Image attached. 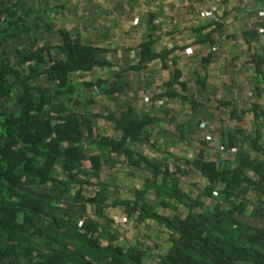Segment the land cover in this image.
<instances>
[{
	"label": "trees",
	"instance_id": "trees-1",
	"mask_svg": "<svg viewBox=\"0 0 264 264\" xmlns=\"http://www.w3.org/2000/svg\"><path fill=\"white\" fill-rule=\"evenodd\" d=\"M19 3L20 0H0V43L32 34L27 45L16 50L15 62L7 56L0 57V264H143L145 253L139 245H121L118 236L111 233L116 220L105 209L119 205L125 207L128 219L137 216L138 225L152 221L170 233L171 246L160 257V264H264L263 167L258 174L256 161L241 149L231 167H222L204 151L194 160H184L207 180L203 195L211 197L216 189H221L219 194L228 203L195 214L193 210L200 207V198L194 200L182 189L178 177L182 167L177 166L173 171L168 164L149 160L133 149L134 145L145 144L144 131L155 118H141L132 108L121 112L118 118L79 113L61 100L62 95L68 94L74 106H81L73 98L70 75L112 67L102 59L110 51L86 46L79 36L67 30L59 31L60 45L38 46L37 32L44 30L50 34L51 28L39 22L28 23L33 12L26 9L19 13ZM258 28L244 32L246 41H257L264 36V21ZM204 40L215 43L212 34ZM155 42L151 37L139 46V62L114 76L105 92L107 95L124 93L125 86L120 80L125 72L144 71L157 59L162 60L164 69L168 68L167 59L173 51L155 53ZM56 52L59 58L54 56ZM210 60L211 57L204 58ZM249 63L260 78L257 90L261 97L264 47L252 54ZM42 77L55 82L57 90L39 84ZM180 77L181 71L175 69L161 96L187 101L174 90L176 85L186 89ZM107 82L99 80L85 86L100 87ZM15 88L21 90L17 98L19 111L5 115L1 102ZM252 110L255 120L264 116L260 104H254ZM101 118L113 122L120 137L98 135L96 139L94 132ZM239 134L229 133L231 146L238 145ZM86 142L95 143L100 151L106 149L124 156L125 165L150 175L142 189L133 191V200L109 204L102 182L97 184L95 195L88 198L82 195L83 188L91 184L90 179L80 178L84 164L90 163L88 177L94 179L101 177L103 167L108 164L99 154L86 155L81 149ZM58 166L67 174L64 182L53 176ZM251 170L259 175L258 180L249 176ZM70 186L79 187L73 202L64 200ZM251 190L261 198L257 200L261 207L254 213L258 225L242 220L248 209L244 196ZM149 193L155 195L156 202L148 201ZM236 196L242 198L238 201ZM168 201L184 206L188 214H161L160 207H170ZM90 206L95 208L94 216L88 214Z\"/></svg>",
	"mask_w": 264,
	"mask_h": 264
},
{
	"label": "crops",
	"instance_id": "crops-1",
	"mask_svg": "<svg viewBox=\"0 0 264 264\" xmlns=\"http://www.w3.org/2000/svg\"><path fill=\"white\" fill-rule=\"evenodd\" d=\"M26 9L33 12L28 23L50 26V34L44 30L37 32L46 36V45H60L59 31L67 30L73 36H79L86 46L110 51L102 55V59L112 67L70 75L73 98L82 105L74 106L68 94L62 95L61 100L79 113L118 118L121 112L132 108L141 118H155V126L151 124L148 128H171L166 121L173 116L178 123L175 122L176 126L172 128H199L207 124L213 128H242L247 119L251 125L260 124L264 119V116L260 120L254 118V104H260L264 110V94L258 97L260 78L249 63L252 54L264 47L261 45L264 36L248 42L243 35L264 21V0H20L19 13ZM209 34H212L214 44L204 40ZM31 35L24 37L30 40ZM151 37L156 40L155 53L173 51L167 59L168 68L164 69L162 60L157 59L144 71L125 72L120 80L125 86L124 93L113 97L107 95L105 92L114 76L139 62V46ZM46 45L38 42V46ZM55 54L56 58L60 57L58 52ZM206 57L211 60L204 61ZM175 69L181 71L180 82L186 89L176 85L174 90L187 101L181 97L161 96L167 90L166 83L173 79ZM99 80L108 82L100 87L85 86ZM40 84L52 90L58 88L47 78ZM138 86L143 90L135 93ZM258 127L264 128L261 124ZM99 128H112L110 137H120L110 120L99 119L94 132L96 139L98 135L104 136ZM147 145L150 143L134 145L133 149L149 160L162 163L164 157L147 149ZM108 159L124 164L125 157L109 152ZM169 166L174 171L175 166ZM127 167L131 174L121 184L127 191V201H131L133 191L142 189L150 175L144 170ZM123 209L124 216L125 207ZM137 220V216L130 219L135 221L136 227L145 224L138 225Z\"/></svg>",
	"mask_w": 264,
	"mask_h": 264
},
{
	"label": "rangeland",
	"instance_id": "rangeland-1",
	"mask_svg": "<svg viewBox=\"0 0 264 264\" xmlns=\"http://www.w3.org/2000/svg\"><path fill=\"white\" fill-rule=\"evenodd\" d=\"M36 35L39 44H47L48 40L45 35ZM1 40L2 37L0 36V42ZM261 40L263 41L261 43L262 45L264 44V37ZM28 41V37H21L16 41L8 40L5 43H0V57L7 56L12 62H15L16 50L25 47ZM43 41H45V43ZM44 79V77L40 78L39 82L44 81ZM142 90L143 88L138 86L135 89V93H139ZM20 93V88H15L12 93L1 102V111L5 115L18 113L19 105L17 103V98ZM182 118H185V116H182ZM177 121V118L173 116L166 122L170 124L169 126L174 127V125L176 126L175 122ZM243 124L242 128H213L209 127L207 124L205 127L199 128L156 127L146 128L144 131L143 136L146 138V142L150 143L146 148L150 151L159 152L162 157H164V163L162 162L163 165L167 163L173 167H182V173L178 175L182 189L185 190L192 199L195 200L196 198H200V207L193 210L195 214L209 212V210H213L218 204L228 206V203L220 196L219 190L221 189H216V193L211 197L203 195L202 192L207 185V180L200 175L194 166L186 164L184 160H194L200 155L201 151H204L211 160H217L222 167H231L235 165L237 154L241 149L256 161L259 168L257 171L258 174L261 172L262 167L264 170V128L258 127L260 124L264 127V119L260 124L251 125L248 119L244 121ZM149 126L152 125L150 124ZM98 130L104 136H110L113 132L112 128H99ZM235 131L240 134L237 136L238 145L233 147L230 145L229 133ZM81 149L88 156L98 153L100 154L101 159L106 160V162L111 164V166H106L107 168L103 170L99 179L90 178V176L88 177L90 163L86 162L84 164V169L80 174V178L87 180L90 179L91 184L83 188L82 195L86 198L95 195L99 188L97 184L102 182L105 184L103 186H105L106 192L109 195V199L107 200L109 204L127 201L128 194L124 187L122 189L121 183L126 180V178H129L128 175L131 174L129 168L120 162L118 164L112 163L110 161L111 159H108L109 152L98 150L96 144L93 142L84 143L81 146ZM53 176L63 182L67 179V174H65L59 166L54 170ZM249 176L254 180H258L259 178V175L253 170L249 172ZM106 181L108 183H105ZM78 190L79 187L70 186V190L65 194L64 200L73 202ZM147 198L150 202H156L153 193L148 194ZM241 198V196H236L238 201ZM258 199L261 200V198L252 190L244 196V200L248 203V209L242 220L246 223L254 225L260 223L259 220L254 218L255 210L261 207L257 201ZM262 202L264 203V198H262ZM168 204L170 205L169 208L163 206L160 207V212L162 214L186 216L189 212L184 206L177 205L172 201H168ZM123 210V206L120 205L109 206L105 209L108 216L118 221H115L111 233L118 236V243L121 245H139L145 253L142 260L143 264H160V257L165 255L171 246L170 233L164 227L150 221L148 224L145 223L142 227H136L135 221H130V219L126 218V215L123 216ZM74 214L76 217L78 216L76 211ZM88 214L89 216H94L95 208L93 206L89 207ZM105 242V239H103V243Z\"/></svg>",
	"mask_w": 264,
	"mask_h": 264
}]
</instances>
